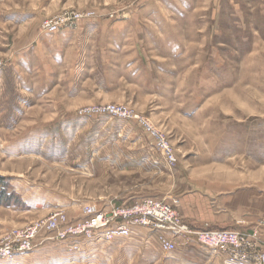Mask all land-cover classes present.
I'll return each mask as SVG.
<instances>
[{"label": "rangeland", "instance_id": "1", "mask_svg": "<svg viewBox=\"0 0 264 264\" xmlns=\"http://www.w3.org/2000/svg\"><path fill=\"white\" fill-rule=\"evenodd\" d=\"M35 3L47 12L39 32L53 18L79 16L70 29L98 30L137 20L147 42L128 56L95 42L80 59L56 68L46 100L11 99L30 109L14 117L12 130L0 132V141L4 135L15 144L8 160L2 159L11 148H0V171L11 175L5 193L12 195L0 204V264H167L166 256L147 259L163 249L160 233L146 228L143 245L55 240L41 232L31 250L2 251L12 232L63 210L54 209L57 203L71 221L81 204L108 210L155 196L176 203L178 214V200L168 194L175 177L149 127L164 135L181 177L218 189L251 184L264 191V0ZM177 247L181 254L208 253L195 241Z\"/></svg>", "mask_w": 264, "mask_h": 264}, {"label": "crops", "instance_id": "2", "mask_svg": "<svg viewBox=\"0 0 264 264\" xmlns=\"http://www.w3.org/2000/svg\"><path fill=\"white\" fill-rule=\"evenodd\" d=\"M21 1L23 4L26 1L31 4L21 7ZM35 2L36 0H0V62L2 63L0 68V132L12 130L14 117L24 116L30 109L26 108L25 111L22 107L13 106L14 104L10 101L16 97V94L21 99L24 97L23 100L32 94L33 100H38V103L43 102L48 98L47 83L54 82L53 73L56 68L64 69L70 61L80 59L81 51L92 48L95 42L105 44L109 50L125 56L134 53L136 49L141 51L142 44L144 41L147 42L146 27L145 25L139 27L140 23L137 20L134 22L132 20L121 21L111 27H100L99 30L75 28L62 29L55 34L39 32V23L47 12L45 8H40L38 5L40 3L36 5ZM135 38L137 40H133ZM132 60L138 64L137 67L144 68L142 61L137 63V57H133ZM11 89H17V91L11 92ZM23 100H20L21 105ZM1 137L6 140L0 141V148L3 146L6 149L11 148L6 155L2 152L6 157L2 160H8L9 157H14L15 144L9 143L4 135ZM176 169V167L166 166V170L172 177H175V181L172 180L169 186L172 193H166L178 200L176 211L193 230L248 231L264 217V191L262 189L251 184L237 188L218 189L217 186L213 187L209 184L193 182L185 176L181 177L182 172ZM8 174V172L0 171L1 177L11 176ZM86 205L90 204L79 206V214L76 216L79 218L74 220L81 219L82 209ZM119 205L121 203L115 207ZM112 207L110 206L105 211L111 210ZM56 208L66 210L65 206L59 203L54 209ZM67 217L69 220L74 218L68 215ZM146 233L147 231L143 228L137 227L132 229L130 237H117L112 241L129 240L143 245L148 242ZM261 233L264 241V229ZM148 238L153 241L150 236ZM176 241L179 245L186 242V239L180 238ZM156 245L159 247L157 242ZM178 248L176 247L171 252L160 248L163 253L161 251L156 254L151 253L147 259L153 260L158 259L159 256H166L171 259L167 264H226L227 261L224 255L210 249L208 253L181 254L176 253ZM173 260L184 262L177 263Z\"/></svg>", "mask_w": 264, "mask_h": 264}, {"label": "built area", "instance_id": "3", "mask_svg": "<svg viewBox=\"0 0 264 264\" xmlns=\"http://www.w3.org/2000/svg\"><path fill=\"white\" fill-rule=\"evenodd\" d=\"M79 20V16L53 18L42 24L43 31L55 34ZM2 63H0V68ZM150 133L156 142L168 168L175 167V157L164 135L152 127ZM174 202L157 198H145L129 207H115L105 211L86 205L82 217L71 221L62 210L55 211L47 219L26 227L23 231L12 232L5 243L3 253L31 250L33 239L40 233H53V239L66 240L67 237L90 241L93 239L112 241L117 237H128L133 228H146L158 231L159 244L166 252L176 249L177 239L185 238L186 243L195 241L198 245L224 255L226 264H264V241L262 229L264 220L257 222L248 231L236 230H193L184 224L175 212ZM41 243H39L40 245ZM74 245L72 249H78Z\"/></svg>", "mask_w": 264, "mask_h": 264}, {"label": "trees", "instance_id": "4", "mask_svg": "<svg viewBox=\"0 0 264 264\" xmlns=\"http://www.w3.org/2000/svg\"><path fill=\"white\" fill-rule=\"evenodd\" d=\"M7 184H8L7 178L0 176V204L3 203V200L7 202L8 199H10L9 197H12L11 194L5 193L6 191L5 187H7Z\"/></svg>", "mask_w": 264, "mask_h": 264}]
</instances>
